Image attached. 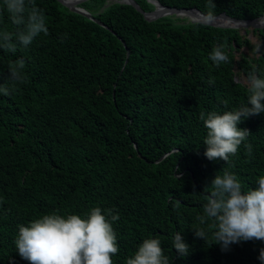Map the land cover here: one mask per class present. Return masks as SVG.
Listing matches in <instances>:
<instances>
[{
    "label": "trees",
    "instance_id": "obj_1",
    "mask_svg": "<svg viewBox=\"0 0 264 264\" xmlns=\"http://www.w3.org/2000/svg\"><path fill=\"white\" fill-rule=\"evenodd\" d=\"M109 1L80 5L91 20L58 0H36L48 35L15 54L0 50V83L21 57L27 76L13 95H0V264H29L15 249L19 225L53 212L84 216L97 206L119 215L113 264H125L152 236L161 238L172 264H260L264 242L222 250L211 222L197 216L205 203L199 193L224 167L230 165L245 190L264 176V113L238 125L251 134L252 154L241 145L229 164L204 156L206 129L199 119L201 111L222 114L247 102V73L255 66L264 74V29L219 28L176 16L150 22L133 6ZM157 1L209 11L208 0ZM136 2L145 12L155 10L147 0ZM213 2L214 17H264V0ZM4 29L14 26L0 0ZM218 44L231 61L220 67L208 58ZM200 227L208 232L206 242L195 236ZM176 231L189 246L186 257L171 249Z\"/></svg>",
    "mask_w": 264,
    "mask_h": 264
},
{
    "label": "clouds",
    "instance_id": "obj_2",
    "mask_svg": "<svg viewBox=\"0 0 264 264\" xmlns=\"http://www.w3.org/2000/svg\"><path fill=\"white\" fill-rule=\"evenodd\" d=\"M2 3L14 26L13 31L0 30V50L4 53L26 50L38 36L48 35L47 17L36 5V0H2ZM206 6L209 9L206 16L212 19L216 7L213 0H208ZM66 36L64 34L61 40ZM254 51L258 52L259 46ZM229 55L225 45L218 44L212 48L208 58L220 67L231 62ZM25 66L23 57L9 64V75L0 83V95L11 96L27 82ZM0 79H3L2 74ZM208 83L213 84L214 81L209 79ZM244 83L247 88L245 104L222 114L217 111L199 113L206 129L204 156L209 161L220 159L229 164L241 145L246 149L245 155L252 154V145L246 143L251 134L238 125L249 117L264 113V74H258L254 66ZM224 103L227 105V101ZM229 167L217 173L211 186L199 193L205 203L202 214L197 216L203 224L211 222L212 237L222 250L241 242H264V176L257 177L254 190H245ZM114 212V209L97 206L84 216L56 212L44 214L27 226H18L15 249L29 264H113L112 257L119 252L113 228V222L119 220V215ZM193 230L197 238L207 241L208 232L204 227ZM171 239V249L186 257L189 246L184 242L182 231H176ZM258 259L260 264H264V248L259 250ZM125 264H172V257L165 253L161 238L152 236L138 245Z\"/></svg>",
    "mask_w": 264,
    "mask_h": 264
},
{
    "label": "water",
    "instance_id": "obj_3",
    "mask_svg": "<svg viewBox=\"0 0 264 264\" xmlns=\"http://www.w3.org/2000/svg\"><path fill=\"white\" fill-rule=\"evenodd\" d=\"M90 0H77V1H64V0H58L59 3H61L64 7L70 9L72 12L81 14L91 20H94V17L90 12H88L86 9L82 8L80 5L82 3L88 2ZM149 3L155 6V10L152 12H145L142 7L136 2V0H122V1H117L118 3L121 4H126L133 6L138 12L144 15L145 19L153 22L156 21L157 19L167 17V16H176L179 18L187 17L191 22L193 23H202L205 25H210L213 27H219V28H233V29H264V24H258V21L264 19H256V20H251V21H244V20H238L231 18L227 14L223 13L217 17H213L212 19H208L206 15H204L201 11L194 9H175V8H169L161 5L157 0H147ZM108 4L106 5V7ZM200 16V20H194L192 19L193 16ZM217 18H222L227 21H230L234 23V26H229V25H218V24H213L209 22L210 20L217 19ZM96 21V20H95ZM101 25H103L101 22L97 21Z\"/></svg>",
    "mask_w": 264,
    "mask_h": 264
},
{
    "label": "bare ground",
    "instance_id": "obj_4",
    "mask_svg": "<svg viewBox=\"0 0 264 264\" xmlns=\"http://www.w3.org/2000/svg\"><path fill=\"white\" fill-rule=\"evenodd\" d=\"M64 1H77V0H64ZM192 19L200 20V16H197V15L193 16ZM209 22H211L213 24H218V25H229V26H234L235 25L234 23H232L230 21H227L225 19H222V18L213 19V20H210ZM258 24H264V19L258 21Z\"/></svg>",
    "mask_w": 264,
    "mask_h": 264
},
{
    "label": "rangeland",
    "instance_id": "obj_5",
    "mask_svg": "<svg viewBox=\"0 0 264 264\" xmlns=\"http://www.w3.org/2000/svg\"><path fill=\"white\" fill-rule=\"evenodd\" d=\"M117 1H122V0H110L109 2L114 3V2H117ZM183 18L188 19L187 17H183Z\"/></svg>",
    "mask_w": 264,
    "mask_h": 264
}]
</instances>
